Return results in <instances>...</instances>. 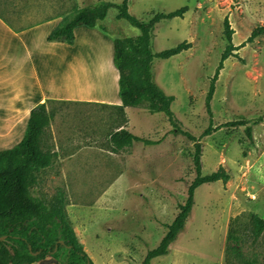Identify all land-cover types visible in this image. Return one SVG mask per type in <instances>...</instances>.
I'll list each match as a JSON object with an SVG mask.
<instances>
[{
	"label": "rangeland",
	"instance_id": "obj_1",
	"mask_svg": "<svg viewBox=\"0 0 264 264\" xmlns=\"http://www.w3.org/2000/svg\"><path fill=\"white\" fill-rule=\"evenodd\" d=\"M122 1H67L64 7L55 9V13L64 17L58 25L67 23L82 8ZM44 3V0H0V14L20 27L21 23H17L14 18L20 15L19 7L33 12L46 9L41 6ZM185 6L190 10L184 18L165 20L157 25L152 50L153 53L162 52L184 41L192 42L193 47L168 60L155 59L152 68L154 79L168 95L175 96L172 110L179 128L200 138L210 124L206 96L227 46L224 20L229 19L234 30L233 43L235 46H245L236 51L240 59L231 57L225 62V68L216 83L212 101L213 125L222 128L201 139L203 175L224 167L237 178L243 204L256 205L261 218H264V198L253 203L248 191L240 190L246 186L248 151L255 147V159L264 150V33L247 43L254 29L264 27V0L129 1L130 13L142 22H148L156 13H169ZM117 16L118 10L112 8L106 19L99 22L107 29L108 35H104L98 27H81L74 32L73 50L78 53L77 62L82 63L86 54L95 63L103 54L102 50L106 49V42H109L106 38L113 41L115 38L140 35L139 29L126 20L117 19ZM27 24L31 26L34 23L29 21ZM111 46L114 51L113 42ZM49 112L53 113L52 110ZM57 113L62 115L57 125L62 122L61 125L66 126L64 129L70 133L67 136L69 139L89 137L92 134L88 130L97 127L101 134L91 137H99L104 145L111 143V134L126 122L121 110H73L64 114L61 110ZM147 117L148 122L139 116H131L138 133H147L146 129L149 128L150 139H160L167 132L163 144L150 149L157 153L148 159L149 165L144 168L150 171L149 176L134 174L131 179L143 181L119 183L92 213L84 211L82 217L87 226H75L70 219L75 231L78 228V238L95 264H142L147 253L159 246L167 231L163 224L173 222L179 212V205L186 201L188 185L196 177L192 161L194 142L178 132L165 114ZM238 120L249 122L254 141L247 136L245 127H223ZM15 146V141L6 145L0 143V151ZM43 146L45 149L56 147L51 125L43 138ZM144 150L142 144L140 150H131L130 153L135 156L140 154L145 159ZM113 168H108L109 171L100 176L95 173L86 175L82 184L54 179L45 170L38 184L32 188V193L50 205L59 201L60 193L63 192L69 202L67 211L71 203L94 205L97 198L112 185L117 174V171L111 172ZM225 185L218 181L202 185L196 190L194 207L185 229L171 246L169 254L154 259L151 264H225L226 241L230 230L244 236L250 228L252 215L242 211L235 216L233 211H229ZM76 215L73 213L74 219ZM248 246L247 250H251L250 243ZM253 249L262 254L261 264H264V235ZM34 264H57V261L48 256Z\"/></svg>",
	"mask_w": 264,
	"mask_h": 264
},
{
	"label": "trees",
	"instance_id": "obj_2",
	"mask_svg": "<svg viewBox=\"0 0 264 264\" xmlns=\"http://www.w3.org/2000/svg\"><path fill=\"white\" fill-rule=\"evenodd\" d=\"M129 1L123 0L118 4L103 2L82 8L73 14L67 23L57 27L49 35L48 41L72 45L75 41L74 31L78 27L91 29L98 27L107 35V29L99 25V22L106 19L110 9H117V19L126 20L140 30L139 36L113 39L114 63L120 74L119 94L122 108L146 106L149 114L163 113L178 132L194 142L192 161L196 177L188 185L186 201L179 205V212L173 222L163 224L167 231L159 246L150 250L142 263L151 264L154 259L169 254L171 246L185 229L194 207L196 190L205 184L218 181L227 183L230 179L222 166L216 172L203 175L201 139L222 128L213 125L212 101L217 89L216 83L225 68V62L231 57L240 59L236 51L245 44L235 46L234 30L229 19L225 18L224 36L227 46L210 81L206 96L210 124L200 138H196L179 128V122L172 110L176 98L168 95L158 85L152 71L155 59L168 60L192 49V42L184 41L162 52L153 53L152 50L157 25L165 20L184 18L190 8L185 6L169 13L159 12L148 22H142L130 13ZM263 33V26L254 29L247 43L253 42ZM52 118V113L47 110L45 104L32 109L22 141L12 149L0 151V264H34L48 256L55 259L57 264H95L80 242L70 220L67 211L69 202L65 194L61 192L60 200L49 205L32 193V188L38 184L40 175L51 167L56 157L55 153L43 146V138L51 125ZM229 126L245 127L247 136L254 141L253 129L248 121L238 120L223 127ZM110 141L115 151L131 147L134 143L159 144V141L136 136L122 127L111 135ZM249 226L244 236L230 230L226 241L225 264H261L262 254L253 248L264 235V218L251 215ZM249 243L251 250H247Z\"/></svg>",
	"mask_w": 264,
	"mask_h": 264
},
{
	"label": "crops",
	"instance_id": "obj_3",
	"mask_svg": "<svg viewBox=\"0 0 264 264\" xmlns=\"http://www.w3.org/2000/svg\"><path fill=\"white\" fill-rule=\"evenodd\" d=\"M44 1L41 6L48 9L41 8L39 11L30 12L19 7L20 15L17 14L14 18L16 17L17 23H21L20 27L0 14V143L6 145L15 141L18 145L25 136L32 109L45 104L48 111L56 113L51 123L56 147L46 148L56 154L51 167L47 168V172L49 171L54 179L82 184L86 175L95 173L100 176L109 171L108 168L114 167L111 172L117 171V174L112 185L99 199L97 198L94 205L71 203L68 207L70 219L75 226H87L85 218L82 217L84 211L92 213L99 203L111 195L119 183L143 181L131 179L134 174L140 177L149 176L150 171L147 172L144 168L149 165L148 159L157 153L150 149L160 147L166 140L167 132L160 139H150L149 128L146 129L147 133H138L131 116H139L148 122L147 116L152 114L148 113L146 106L122 108L119 94L120 74L114 63V51L111 46L113 41L106 38L109 41L106 42V49L102 50L103 54L95 63L86 54L82 63L77 62L78 53L73 50L75 41L72 45L48 41L49 35L64 18L60 13H55V9L64 7L67 1L71 0ZM29 21L34 24L29 26ZM80 28H76L74 32ZM61 110L62 114L73 110H121L126 122L120 127L136 136L159 141V144L134 143L131 147L115 151L112 143L104 145L99 137H91L101 134L97 127L88 130L92 134L89 137L69 139L67 136L70 133L64 129L66 126L61 125L62 122L57 125V121L62 117L57 112ZM142 144L145 147V159H142L140 154L135 156L130 153L131 150H140ZM254 157L255 147L248 151L246 186L240 190L246 189L248 194L256 195L258 200L251 202L257 203L264 198V150L258 158ZM227 173L230 176L225 185L229 197V211H233L235 216L245 211L261 217L256 205L243 204L239 191L241 186L237 185V178ZM73 213L77 214L76 219ZM76 232L79 236L77 227Z\"/></svg>",
	"mask_w": 264,
	"mask_h": 264
},
{
	"label": "built area",
	"instance_id": "obj_4",
	"mask_svg": "<svg viewBox=\"0 0 264 264\" xmlns=\"http://www.w3.org/2000/svg\"><path fill=\"white\" fill-rule=\"evenodd\" d=\"M249 197H250L251 200H256L257 199L256 195H249Z\"/></svg>",
	"mask_w": 264,
	"mask_h": 264
},
{
	"label": "bare ground",
	"instance_id": "obj_5",
	"mask_svg": "<svg viewBox=\"0 0 264 264\" xmlns=\"http://www.w3.org/2000/svg\"><path fill=\"white\" fill-rule=\"evenodd\" d=\"M104 55H105V54H104ZM104 57H105V56H104ZM104 57H103V58H104ZM103 58H102V59H103ZM104 59H105V58H104ZM104 59H103V60H104ZM101 62H102V61H101Z\"/></svg>",
	"mask_w": 264,
	"mask_h": 264
}]
</instances>
